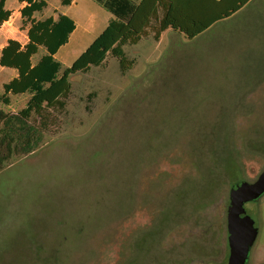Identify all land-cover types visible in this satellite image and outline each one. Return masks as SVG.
I'll use <instances>...</instances> for the list:
<instances>
[{
	"label": "rangeland",
	"instance_id": "rangeland-1",
	"mask_svg": "<svg viewBox=\"0 0 264 264\" xmlns=\"http://www.w3.org/2000/svg\"><path fill=\"white\" fill-rule=\"evenodd\" d=\"M169 1L142 0L127 37L100 64L76 72L65 106L46 108L40 119L22 115L28 91L15 94L0 80V264H125L172 190L210 172L212 192H191L132 264L226 263L218 222L230 179L221 160L233 150L249 179L264 168V0L198 41L173 31L183 0ZM71 2L5 0L0 56L12 40L20 67L38 71L45 62L49 77L55 63L43 56L61 39L58 10ZM67 11L76 31L61 51L85 62L112 15L95 0ZM243 207L257 227L247 264H264V193Z\"/></svg>",
	"mask_w": 264,
	"mask_h": 264
},
{
	"label": "trees",
	"instance_id": "trees-1",
	"mask_svg": "<svg viewBox=\"0 0 264 264\" xmlns=\"http://www.w3.org/2000/svg\"><path fill=\"white\" fill-rule=\"evenodd\" d=\"M18 1L22 2L24 0ZM70 1L71 0H63L64 3H68ZM95 1L108 12H110L112 17L109 19L105 28L92 40L89 47L85 51V62H83L80 58L76 59L70 65V67H67L64 70L59 81H55V73H52L48 77V74L46 73L48 67L44 68L45 62H42V67L38 71L36 66L34 68H30L29 65H27L24 69H22L21 76L9 83V87H12L13 93L28 91L31 94V99L28 102L27 108L21 111L22 115H24L26 119H28L32 113L36 114L38 118L41 117L42 112L46 110V108H60V106L63 108L65 106L64 99L71 90L70 82L73 79V75H75L76 72L84 71L88 67L97 66L100 64L106 53L111 50L117 42L123 41L125 37H127V35L131 32L129 20L134 16L138 9L137 0ZM4 5L5 0H0V25L7 19L9 15V11L4 9ZM179 7H181V17L179 21L173 25V31L177 36L181 35L187 40L192 41H198L199 39L203 38L205 34L210 33V30L224 22L222 20L235 11V9L231 8L224 0H183ZM73 29L74 24L72 21L68 20L67 27L65 29V37L59 42V44H62L66 41L67 35ZM11 43H13V41L8 40L7 45L2 49L0 65L9 67H15L18 65L22 50L20 45H18L15 51L11 52ZM90 51L92 52L91 55L89 54ZM5 52H10L12 57L11 61L6 60ZM44 59H46V63L49 65L48 58L43 57V60ZM156 66L157 64H151L149 66L147 75H152ZM47 83H49V86H46ZM51 88H56V90L51 95L52 98L46 97L43 99H38L36 97V94L39 92L47 93L51 91ZM131 89L133 90V87H131ZM131 91H128L127 93ZM32 102H34V104ZM2 131L3 129L0 128V132ZM10 141L8 143H10ZM82 144L85 146V143ZM51 145L62 146L55 143H52ZM76 146L78 145L67 147ZM32 150L33 149H31L29 152Z\"/></svg>",
	"mask_w": 264,
	"mask_h": 264
},
{
	"label": "flooded vegetation",
	"instance_id": "flooded-vegetation-1",
	"mask_svg": "<svg viewBox=\"0 0 264 264\" xmlns=\"http://www.w3.org/2000/svg\"><path fill=\"white\" fill-rule=\"evenodd\" d=\"M253 146L257 147L255 145H253ZM232 152H233V150H231L229 148L224 160H221L222 164H223L222 167L226 170V172L229 176V179H230L229 189L227 192V203H226V208L224 210L225 212H223L224 214L221 218V221L218 222V224H223V228H224L225 234H226V246L228 249L226 251V261H227V257H228V253H229L227 209H228L229 201H230V197H229L230 196V190L234 186V184H236L237 182H240V181L252 182V181H254L258 177L260 172L264 169V168L261 169V171H259V173L256 175V177H253L251 179L244 177V175H242L243 173H242V170L240 168V165L234 160L235 156H234V154H232ZM198 170H200V169L198 168ZM234 172L239 174L240 178L234 177L233 176ZM185 182L186 183L184 185L183 184L179 185L176 189L172 190V192L167 197V199L165 201V206L163 207V212H162L161 218L158 220L159 221L158 224L156 223L150 230H147L143 234H140V235L135 237L134 242L132 243V245H133L132 257L130 259H128L125 264H132V262L135 260L134 251L136 252V255H138L136 259H138L141 255H143L142 246H144V242H143L144 239L148 238V240H149V238L152 235L160 233L165 228V224L169 221L170 216L176 217L178 215V213L182 212L184 209V205L186 204V201L189 198V195L191 192H195V193H196V191L201 192V188L203 189V192L204 191H206V192L211 191L212 192V190L216 186V181H215L214 176L212 175L211 172H210V174L209 173L208 174H202L201 177L196 175V178L193 177V178L187 179ZM138 240H139V242H138Z\"/></svg>",
	"mask_w": 264,
	"mask_h": 264
},
{
	"label": "water",
	"instance_id": "water-1",
	"mask_svg": "<svg viewBox=\"0 0 264 264\" xmlns=\"http://www.w3.org/2000/svg\"><path fill=\"white\" fill-rule=\"evenodd\" d=\"M263 193L264 169L254 181H240L231 188L227 209L229 253L226 264H247L257 227L243 204L258 199Z\"/></svg>",
	"mask_w": 264,
	"mask_h": 264
},
{
	"label": "crops",
	"instance_id": "crops-1",
	"mask_svg": "<svg viewBox=\"0 0 264 264\" xmlns=\"http://www.w3.org/2000/svg\"><path fill=\"white\" fill-rule=\"evenodd\" d=\"M140 0H137V5L139 6L140 5ZM157 1V0H156ZM169 1V0H168ZM226 3H228V5L231 7V8H234L235 11L229 15L228 17L224 18L222 21H228L229 19H232L234 18L235 16H243L246 11L248 10V7L254 3L255 0H224ZM55 2H58V0H55ZM171 2V1H169ZM76 3V0H72L71 3L67 4V5H63V9H59L58 12L62 15V21H64V23L66 24V27H67V22L68 20L72 21V23L74 24V29L67 35L66 37V41L62 44H59V42L61 40H63V38L65 37V29L66 27L64 28L63 30V33H62V37L61 39L58 41L57 43V46L55 48L54 51L50 52L49 55H46L47 58H48V61L49 62H54L55 63V70H52V73H55V76H56V80L55 81H59L62 77V74L64 72V70L67 68V67H70V65L75 61V59H77L76 56H73V57H68L67 53L66 52H63L61 51L63 49V47L71 40L73 34L75 33L76 31V25H75V22L74 20L72 19V16L71 14L67 11V9L70 8V10L73 8V6L75 5ZM163 4V3H162ZM165 4V2H164ZM171 4V3H170ZM66 17V19H65ZM68 19V20H67ZM216 25V24H215ZM212 27V26H210ZM8 43V42H7ZM6 43V45H7ZM5 45V46H6ZM87 47V46H86ZM85 47V48H86ZM4 48V47H3ZM2 48V49H3ZM83 48V47H82ZM84 49H82L83 51ZM83 53V52H82ZM34 54H32L33 56ZM46 56H43V57H46ZM81 56V55H80ZM79 56V57H80ZM21 57V56H20ZM78 57V58H79ZM20 61V59H19ZM58 66V70L63 68V72H61V74H58L56 72V67ZM29 67L30 68H34L35 65L34 64H29ZM21 73H22V68L20 67V64L18 63L17 66L15 67H9V66H4V65H0V80H3L2 82L3 83H8V82H12L16 79H18L20 76H21ZM51 73V74H52ZM21 93H26V92H21ZM15 94H18V93H15Z\"/></svg>",
	"mask_w": 264,
	"mask_h": 264
}]
</instances>
